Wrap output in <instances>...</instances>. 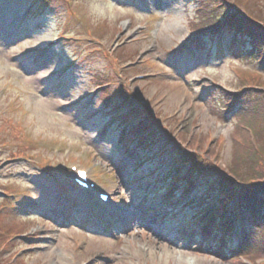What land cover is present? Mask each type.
Masks as SVG:
<instances>
[{
    "label": "rangeland",
    "instance_id": "rangeland-1",
    "mask_svg": "<svg viewBox=\"0 0 264 264\" xmlns=\"http://www.w3.org/2000/svg\"><path fill=\"white\" fill-rule=\"evenodd\" d=\"M193 1L147 13L138 0H0V264H234L192 235L221 203L235 111L264 91V69L237 57L227 28L194 38ZM231 3L264 17V0ZM222 93L235 102L217 116ZM194 153L209 167L192 168ZM66 162L110 194L106 218L64 184ZM234 227L231 246L251 234Z\"/></svg>",
    "mask_w": 264,
    "mask_h": 264
},
{
    "label": "trees",
    "instance_id": "trees-1",
    "mask_svg": "<svg viewBox=\"0 0 264 264\" xmlns=\"http://www.w3.org/2000/svg\"><path fill=\"white\" fill-rule=\"evenodd\" d=\"M218 9H222L225 14L222 16V20L217 17ZM196 15L198 21L196 24L192 23L191 28L193 27L200 33H207L216 30L219 27L217 24H226L232 34L231 46L235 48L237 57H240L241 60L244 59L249 64L264 68V17L259 19L249 12L243 14L240 10H234L225 0H201L198 3ZM250 90L252 93L244 94L239 108L235 111V127L231 134L232 167L226 168V170L221 167L217 169L220 175L218 183L223 186L219 197L221 203L215 207L219 208V224L215 225L219 232L213 233L212 219L214 220V216L211 214V209L210 216H204L201 219L202 223H205L201 232L204 240L207 237H212V240L215 241V251L211 254L222 261H232L234 264H244L240 262L238 256H245L252 262L256 257L264 256V177H262L264 173V141L258 140L264 126V92ZM214 95L219 96L217 107L220 112H217L216 115L220 116L222 112L228 113L226 109H229V105L234 104L235 98H228L224 93ZM221 98H224V103ZM221 106H225V108L222 109ZM242 128L254 131L257 136L258 148L251 144L249 131ZM194 156L190 160L193 163L192 168L195 167L202 171L210 164L209 159L199 157L196 153ZM243 164L249 166V172L245 178L242 174L237 173ZM189 179L190 188L194 185V181H189ZM171 192L167 198L171 197ZM231 201L237 203L238 208L242 209L243 215L247 216L251 225V234L243 232L242 242L235 250H227L225 247L226 233L231 230L235 219L233 215L235 210L231 206Z\"/></svg>",
    "mask_w": 264,
    "mask_h": 264
},
{
    "label": "bare ground",
    "instance_id": "bare-ground-1",
    "mask_svg": "<svg viewBox=\"0 0 264 264\" xmlns=\"http://www.w3.org/2000/svg\"><path fill=\"white\" fill-rule=\"evenodd\" d=\"M144 252L147 254L145 255ZM144 252L141 253L142 256L148 257L150 259H153L155 257L154 253L152 250H144Z\"/></svg>",
    "mask_w": 264,
    "mask_h": 264
}]
</instances>
